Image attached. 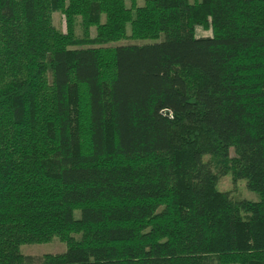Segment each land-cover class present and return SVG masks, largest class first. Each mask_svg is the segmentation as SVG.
Instances as JSON below:
<instances>
[{
  "label": "trees",
  "instance_id": "1",
  "mask_svg": "<svg viewBox=\"0 0 264 264\" xmlns=\"http://www.w3.org/2000/svg\"><path fill=\"white\" fill-rule=\"evenodd\" d=\"M138 1L0 0V264H264V0Z\"/></svg>",
  "mask_w": 264,
  "mask_h": 264
},
{
  "label": "rangeland",
  "instance_id": "2",
  "mask_svg": "<svg viewBox=\"0 0 264 264\" xmlns=\"http://www.w3.org/2000/svg\"><path fill=\"white\" fill-rule=\"evenodd\" d=\"M192 1V0H191ZM126 4L129 5V0H126ZM138 4H143V0H139ZM104 17L102 18V20ZM51 23L54 26L55 29L65 32L66 31V21H65V16L62 12L60 11H54L51 13ZM126 31L127 34H129V25L126 26ZM195 31L197 35H210L211 30L210 29H204L201 26H196ZM74 33L77 38H82L83 37V32H82V27L80 24V18L77 17L75 20V25H74ZM96 31L95 27L92 26L89 29V36L90 38L95 37ZM141 41H149L148 39L146 40H132L130 38H123L119 41L116 42H105L101 44L102 46H109V45H115V44H120V43H131V42H141ZM218 188L220 190H229L230 195L234 199H241V198H246L250 200H258V195L250 190H248L245 187V182L244 180H238L236 182H232L231 176L225 175L223 176L219 183H218ZM80 215V212L78 210L74 211V216L78 217ZM66 246L65 243L60 241L57 237H53L50 241L46 243H34V244H22L19 247V250L22 254L24 255H30V256H35V257H40L46 253H61L65 250ZM210 262H215L213 257L210 255L208 256L207 259ZM231 264H237V263H231Z\"/></svg>",
  "mask_w": 264,
  "mask_h": 264
}]
</instances>
